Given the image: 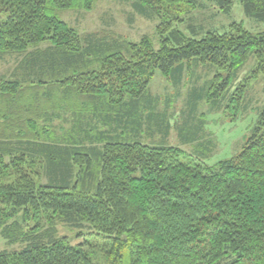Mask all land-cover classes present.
<instances>
[{
    "label": "trees",
    "instance_id": "obj_1",
    "mask_svg": "<svg viewBox=\"0 0 264 264\" xmlns=\"http://www.w3.org/2000/svg\"><path fill=\"white\" fill-rule=\"evenodd\" d=\"M96 1L0 0V58L16 57L0 76V264H264V102L242 150L214 165L196 113L202 100L247 109L246 83L232 88L251 56L249 78L264 77V30L189 24L202 36H188L179 24L205 0H129L159 20L156 40L81 33L57 14ZM239 2L264 24V0ZM200 65L216 73L198 85ZM157 73L190 84L173 123Z\"/></svg>",
    "mask_w": 264,
    "mask_h": 264
},
{
    "label": "rangeland",
    "instance_id": "obj_2",
    "mask_svg": "<svg viewBox=\"0 0 264 264\" xmlns=\"http://www.w3.org/2000/svg\"><path fill=\"white\" fill-rule=\"evenodd\" d=\"M57 14L81 33L112 31L133 41H139L144 35H149L156 40V27L159 23L157 18H148L136 13L129 0H97L91 10H61ZM5 17L6 14L0 11V21ZM233 22L243 23L245 28L252 32L264 30L263 23H258L246 16L239 0H234L232 10L229 13L220 11L215 4L205 0V6L193 9L185 16L184 22L179 24V28L188 36L200 38L202 31L194 34L190 30L189 24H193L196 27L201 26L205 30L213 29L223 32L228 30ZM15 64V56L7 55L4 58H0V76L8 74ZM255 64L256 60L251 56L239 71V75L232 88L233 91L239 83L243 81L246 83L247 97L244 96V98L246 97V101L243 106H246L247 109H242L237 115L236 110H231L229 109L230 107L226 108L222 106L220 109L214 108L206 100L199 101L197 104L196 113L200 116H198V120L200 123L201 121L204 122V129L215 145L213 152L204 158V162L208 165H214L239 153L251 129L257 122L259 108L264 102V77L259 76L257 79L249 78ZM193 67L192 69L195 71V76L193 77L197 76V78L201 79L198 85H201L204 80L211 78L216 73L215 68L213 67L214 69H212L210 65ZM221 72L225 76L226 71ZM189 86L190 84L178 90L160 73H157L152 81V93L161 95L163 100L168 97L174 99L171 111H174L176 116L174 115L172 118V123L180 117L182 111L188 109L187 102L191 95L188 93ZM168 141L171 145L180 146L187 154L196 157L193 152L194 146L182 144L175 130H171ZM60 229L62 235H70L67 229L63 227ZM79 241L80 239L72 240L73 243ZM8 247L6 241L0 235V250Z\"/></svg>",
    "mask_w": 264,
    "mask_h": 264
},
{
    "label": "bare ground",
    "instance_id": "obj_3",
    "mask_svg": "<svg viewBox=\"0 0 264 264\" xmlns=\"http://www.w3.org/2000/svg\"><path fill=\"white\" fill-rule=\"evenodd\" d=\"M14 15V14H13ZM248 140V139H247ZM233 184V183H232ZM237 186V185H236ZM228 187V186H227ZM236 190V189H235ZM206 195V194H205ZM197 202V201H196Z\"/></svg>",
    "mask_w": 264,
    "mask_h": 264
}]
</instances>
